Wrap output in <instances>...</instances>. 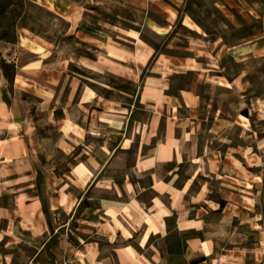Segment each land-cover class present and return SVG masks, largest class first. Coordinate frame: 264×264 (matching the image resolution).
<instances>
[{
    "label": "crops",
    "instance_id": "crops-1",
    "mask_svg": "<svg viewBox=\"0 0 264 264\" xmlns=\"http://www.w3.org/2000/svg\"><path fill=\"white\" fill-rule=\"evenodd\" d=\"M129 1L144 5L143 0ZM136 10L143 13L139 26L133 21L130 25L123 20L107 21L104 41L97 37L103 33L100 28L79 18L74 24L68 22L69 30L75 26V31L88 39L84 43L98 52L103 49L107 58L106 64L99 56L75 54L82 67L93 72L99 65H105L113 79L128 83L127 87L107 84V93L115 91L130 102L105 98L107 120H98L107 124V137L99 146L103 157L101 160L85 144V160L69 170L71 185L84 193L79 196L69 193L75 201L66 224L54 226L50 214L67 211L72 199L67 196L65 201L61 197L48 201L41 193L47 187L46 181L30 183L31 179L35 181L37 176L44 175L42 169L27 166L16 177L9 178L34 176L7 184V191L15 190L11 205L4 202L9 192L0 193V264H223L224 258L236 255L233 248L226 247L228 243L221 239L224 234L219 232L226 222L230 202L213 200L209 193V180L211 176L218 179L220 168L204 174L201 167L202 160L209 159V155L213 158L212 151L206 154L201 150L207 121L203 111L212 99L205 89H231L256 72L264 78V0L257 16H251L256 11L249 7L248 21L258 23L257 32L232 45H224L225 40L220 37L212 42L216 62L221 59L222 63L230 56L242 66L234 77L224 74L211 61L205 63V59H210L208 56L192 54L191 35L199 34L203 42L201 52L206 51L209 36L194 17L174 9L177 14L167 13L160 24L148 9ZM48 11L64 19L65 11L60 5H51ZM179 25L190 34L182 35L186 41L183 57L172 54L169 45L165 51L160 50L144 34L149 29L167 42L175 38ZM90 39L100 40L104 46L98 49ZM52 47L48 38L25 27L14 43L0 39V123L7 120L10 127L23 132L12 139L14 149L0 157L4 163L31 158V143L41 146L52 143L59 149L70 139L84 141L94 136L91 127L95 120L89 118L86 129L80 117L86 111L88 115L92 112L90 104L101 96L99 88L89 76H73L77 80L70 81L73 99L81 89L82 95L69 108H62L59 116L56 105L64 72L60 74L58 68H51ZM72 63L70 60V66ZM7 65L12 66L11 83L15 89L33 94L50 106L52 118L45 123L56 128L59 134L56 139L38 133L44 122L30 120L27 103L5 99ZM177 79L191 80L177 87ZM243 117L250 118L248 114ZM187 161L193 170L185 176ZM197 183L199 187L192 195ZM92 188L107 193V197L85 198ZM72 221L86 224L88 229L74 225L78 242L65 246V234H69L62 229ZM69 247L70 258L64 252Z\"/></svg>",
    "mask_w": 264,
    "mask_h": 264
},
{
    "label": "rangeland",
    "instance_id": "rangeland-1",
    "mask_svg": "<svg viewBox=\"0 0 264 264\" xmlns=\"http://www.w3.org/2000/svg\"><path fill=\"white\" fill-rule=\"evenodd\" d=\"M143 3L142 6L129 0H0V39L14 43L17 34L25 27L35 34L45 36L53 43L54 53L51 57V68L53 70L58 68L60 74L64 72L58 104L56 105L59 116H61L62 108H69V105L79 101V97L82 95L81 89L76 99L75 97V100L73 99L74 94L70 87L73 76L77 78L81 74L84 77L93 78L95 81H90L95 82L101 94L98 99L90 104L92 107L90 115L86 111V114L80 117L83 126L87 124L89 118L95 120L91 127V133L94 136L90 140L72 141L73 139H70L68 144H59L62 146L59 149L52 143L43 146L31 143L30 146L33 151L31 152L32 157L26 160L28 162L20 159L4 163L0 160V183H2L0 193L9 192V196L4 198V202L11 205L15 192V190L7 191V184L30 180L34 176H22L18 180H10L11 177H16L27 166H31L33 169L40 168L44 171V175L37 176L35 181L31 179L30 183H40L45 180L47 187L42 189L41 193L48 201L55 200L56 197H61L65 201L67 196L69 200L72 199L67 211H51L50 214L54 226L66 224L71 214H68V211H71L75 201L69 193L74 192L79 196L82 192L75 190L71 185L69 170L74 164L85 160L86 155L83 151L85 144L90 145V150L98 154L97 156L101 160L103 157L99 151V146L102 145L104 136L107 137V124L100 123L98 120L99 118L107 120V101L105 98L110 96L114 100L130 102L115 91L111 94L107 93L105 86L107 84L115 83L117 86L127 87L128 83L113 79L112 75L107 73L105 65H99L93 72L82 67L75 54L99 56L107 64L103 49H99L104 45L99 42L100 40L90 39V42L96 44L95 46L100 52L88 47L87 43H84L88 39L83 36L82 32L77 33L75 26L69 30V21L74 24L75 19L79 18L82 22L100 28L103 33L101 35L98 33L97 37H101L99 39L104 41L107 39V21L123 20L129 25L133 21V24L138 23L135 26H139L143 13L136 9L145 8V10L150 11V15L157 22L163 24L166 14H172V12L177 14L174 9H178L181 14L187 13L194 17L203 24L209 33V36H206L208 42L204 49L205 52L200 51L203 47L200 44L203 42L200 41L199 34L191 35L190 48L192 54L208 56L210 59H205V63L211 61L224 74L234 77L240 72L242 66L235 63L230 56L226 57L222 63L221 59L216 62L213 58L212 42L220 37L225 40L224 45H232L257 32L258 23L248 21L249 7L256 11L251 16H257L263 6V0H143ZM55 4L60 5L61 9L65 11L64 19L58 18L48 11V8ZM176 31L175 38L167 42L149 29L145 30L144 34L159 45L160 50L165 51V46L169 45L172 54L183 57L186 41H183L182 35L190 34H187L181 25L177 27ZM61 60L64 61L63 64H61ZM70 60L74 62L71 66ZM6 72L8 78L4 81L5 99L9 102L27 103L30 106L27 107L30 120L44 122L39 127L38 133L50 135L56 139L59 136L56 128L45 123L52 118L50 106L47 103H42L39 97L28 92L20 93L12 86V66L7 65ZM145 73L148 72L145 70ZM261 77V74L256 72L243 84L240 82L233 85L231 89L218 87L212 90L205 89V94H210L212 99L211 105L209 107L205 105L206 111H203V118H206L207 121L201 137V150L206 154H210L212 151L213 158L210 159L212 155H209V159L202 160L201 167L204 174L220 168L217 175L218 179L215 176L209 177V193L213 200L227 199L230 202L227 208L226 222L220 227L219 232L224 234L221 239L228 243L226 247L233 248L236 252V255L233 254L230 258H224L223 264H264V78L261 79ZM83 80L88 82L86 79ZM189 80L191 79H177L175 85L183 87ZM72 81L77 82L73 79ZM247 114L250 116L249 120L243 117ZM4 119L6 120V118ZM5 127L9 129L5 131L3 129ZM17 128L10 127L7 120L0 123V157L7 155L8 151L16 146L12 139H16L23 133L22 131L19 132V128ZM192 170L190 161H187L184 165L183 174L186 176ZM100 177L103 176L100 175ZM203 179L201 178V180ZM198 187L199 184L197 183L192 195ZM89 196L107 197V193L92 188L86 192L84 197ZM234 214L236 217H233ZM78 215L79 211L76 213V217ZM74 225H78L81 230L88 229L86 224L72 221L69 226L62 229L63 232L69 234L67 236L65 234V246H69V244L75 246L78 242L77 234L74 233ZM86 230L85 232H88ZM93 238L98 239V236H93ZM101 241L104 243V239ZM70 247L64 249L65 256L69 258L72 256V248Z\"/></svg>",
    "mask_w": 264,
    "mask_h": 264
},
{
    "label": "trees",
    "instance_id": "trees-1",
    "mask_svg": "<svg viewBox=\"0 0 264 264\" xmlns=\"http://www.w3.org/2000/svg\"><path fill=\"white\" fill-rule=\"evenodd\" d=\"M245 113H247V112H245Z\"/></svg>",
    "mask_w": 264,
    "mask_h": 264
}]
</instances>
